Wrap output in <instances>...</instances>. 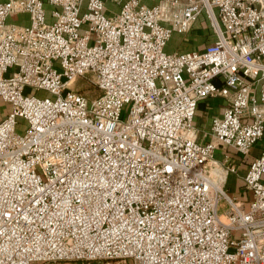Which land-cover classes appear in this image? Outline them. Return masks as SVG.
Wrapping results in <instances>:
<instances>
[{
	"label": "built area",
	"instance_id": "2783aa9c",
	"mask_svg": "<svg viewBox=\"0 0 264 264\" xmlns=\"http://www.w3.org/2000/svg\"><path fill=\"white\" fill-rule=\"evenodd\" d=\"M200 16L213 41L164 52ZM0 98V264H264V144L249 201L214 158L264 141V0H0ZM214 98L227 106L202 142Z\"/></svg>",
	"mask_w": 264,
	"mask_h": 264
},
{
	"label": "crops",
	"instance_id": "0c3cea01",
	"mask_svg": "<svg viewBox=\"0 0 264 264\" xmlns=\"http://www.w3.org/2000/svg\"><path fill=\"white\" fill-rule=\"evenodd\" d=\"M120 3H123L127 0H119ZM141 3L144 5H152L154 3V0H141ZM114 4H107L106 3V12L109 16L114 13ZM107 8L109 10H107ZM46 10H51V7L49 5H46ZM27 13H20L16 15H11L7 20L9 24H14L17 26H27L29 24V16L28 20L25 22H22V18H24V15ZM28 15V14H27ZM214 36L212 31L210 30L207 21L205 18H198L195 23L193 24L191 30L188 33L182 34L174 32L171 35L170 40L168 41V47L171 51L179 52V51H189V50H196L201 51L203 50L211 41H213ZM166 44V45H167ZM227 106V100L224 98H214V99H207L205 101H202L199 103L197 107V111L195 114L194 120L198 119V117H202L203 125H204V132L202 134V138H199L200 130L195 125L196 121H194V126L198 134V140L202 142H208L212 141L211 136L209 135L210 132V124L214 117H220L224 111V109ZM255 146V145H254ZM254 147H252L253 149ZM216 154H219L222 156L220 160L215 159L216 161H222L224 155H228L237 165L236 162V156H239L233 149L228 147H221L218 146L216 151ZM251 153V151H250ZM238 169L239 165H237V173L238 175ZM240 180L243 177H238ZM229 179V175L226 177L225 185L227 184V181Z\"/></svg>",
	"mask_w": 264,
	"mask_h": 264
},
{
	"label": "rangeland",
	"instance_id": "374dc122",
	"mask_svg": "<svg viewBox=\"0 0 264 264\" xmlns=\"http://www.w3.org/2000/svg\"><path fill=\"white\" fill-rule=\"evenodd\" d=\"M85 3L83 4V7L81 8V13H84L86 12V9H85ZM107 4H114L115 7H114V13L118 11V8H119V5L116 4V3H113V2H107ZM57 11H60L59 8L56 9ZM107 10H109L107 8ZM50 11V10H49ZM48 11V12H49ZM112 13V14H114ZM106 15L107 12L105 13ZM204 18V16H200V18ZM28 20V15L25 14L24 15V18H22V22H25ZM164 52L166 53H172L174 51H171L168 47V44L165 46L164 48ZM13 72H15V69L14 68H10L8 70V75H11ZM77 86L80 87L81 89V92L84 93V95L88 98H92V97H95L98 95V92L96 91V89L93 87V85L91 84V82L87 81V79H82V80H79L78 83H77ZM23 95L24 96H37V97H41V96H45V92L43 91H37V90H34V89H31L29 87H26L23 91ZM4 108H7L9 109L10 107L8 106V104L6 102H4L1 98H0V111ZM126 110H127V107H124L122 109V113H121V118H124L125 115H126ZM196 121L195 125L197 126V128H199L200 130V134H199V138H202V134L205 130L204 128V125H203V120H202V117H198V119L194 120ZM21 122V121H20ZM264 144V141L263 140H259L255 143V146H253L254 148L251 149V153L245 157V158H242L241 156H237V155H234L236 156V162H237V165H239V169H238V175L236 174H230L229 175V179L227 181V184L224 185L225 186V189L227 191V194L229 196H233V197H237L238 199L240 200H245V201H249L250 199V195L249 193H247L245 190H244V187H243V181H242V178L241 180L238 178V177H243L247 170H248V167H249V164L252 162V160L257 157L259 155V152L262 148V145ZM215 159H218L220 160L222 158L221 155L219 154H216L215 153ZM218 213L219 214H222L224 213L226 210H227V204L226 202L221 199L220 202H219V206H218ZM237 239V238H236ZM73 264V263H71ZM130 264V263H128Z\"/></svg>",
	"mask_w": 264,
	"mask_h": 264
}]
</instances>
